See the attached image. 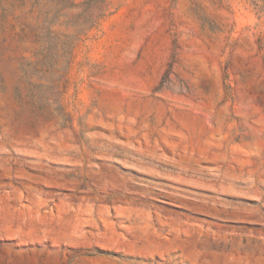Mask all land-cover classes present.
<instances>
[{
	"label": "rangeland",
	"instance_id": "obj_1",
	"mask_svg": "<svg viewBox=\"0 0 264 264\" xmlns=\"http://www.w3.org/2000/svg\"><path fill=\"white\" fill-rule=\"evenodd\" d=\"M0 264H264V0H0Z\"/></svg>",
	"mask_w": 264,
	"mask_h": 264
}]
</instances>
